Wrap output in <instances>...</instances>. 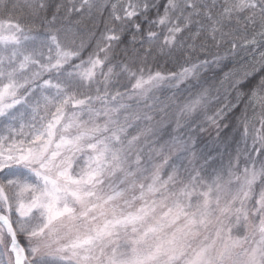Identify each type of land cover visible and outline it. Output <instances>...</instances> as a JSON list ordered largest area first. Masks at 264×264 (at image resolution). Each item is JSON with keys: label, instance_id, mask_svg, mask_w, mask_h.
Wrapping results in <instances>:
<instances>
[{"label": "snow or ice", "instance_id": "1", "mask_svg": "<svg viewBox=\"0 0 264 264\" xmlns=\"http://www.w3.org/2000/svg\"><path fill=\"white\" fill-rule=\"evenodd\" d=\"M0 264H264V0H0Z\"/></svg>", "mask_w": 264, "mask_h": 264}, {"label": "trees", "instance_id": "2", "mask_svg": "<svg viewBox=\"0 0 264 264\" xmlns=\"http://www.w3.org/2000/svg\"><path fill=\"white\" fill-rule=\"evenodd\" d=\"M85 57L87 56V52H85ZM163 62V61H162ZM181 63H182V61H181ZM172 67H174V65H169V68H172ZM239 113H237V115H238ZM212 135L214 136L215 135V133L213 132L212 133ZM199 140H200V143H201V146H206V145H208L209 143H210V137H209V134L207 133V132H205V133H203V134H201L200 136H199Z\"/></svg>", "mask_w": 264, "mask_h": 264}]
</instances>
